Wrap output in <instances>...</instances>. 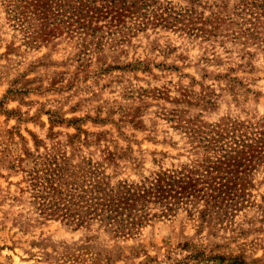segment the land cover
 <instances>
[{"label":"rangeland","instance_id":"374dc122","mask_svg":"<svg viewBox=\"0 0 264 264\" xmlns=\"http://www.w3.org/2000/svg\"><path fill=\"white\" fill-rule=\"evenodd\" d=\"M66 1L86 9L0 0V264H264V151L250 169L219 163L229 191L200 173L219 156L211 138L264 131V40L232 36L236 0H207L221 19L209 39L152 25L120 39L106 9L76 23ZM184 168L210 178L206 194L172 211L150 201L127 231L55 207L62 172L143 188Z\"/></svg>","mask_w":264,"mask_h":264},{"label":"trees","instance_id":"16d2710c","mask_svg":"<svg viewBox=\"0 0 264 264\" xmlns=\"http://www.w3.org/2000/svg\"><path fill=\"white\" fill-rule=\"evenodd\" d=\"M186 1H188V5L174 9L173 4L168 0H86V9L83 13L82 11L76 13L77 9H72L67 1L64 5L71 9L72 14L76 15L74 20L76 23L84 20V15L91 17L94 12L106 9L105 14L111 13L116 20V34L120 39H124L134 30L140 31L150 25L178 27V29L193 35L199 34L206 39L216 36L221 19L211 9L217 7L215 1L212 5H209L207 0ZM220 1L223 3V0ZM96 3H100L101 8L95 7ZM199 5L203 12L196 8ZM205 10L210 11L207 17L204 16ZM126 17L129 18L128 22L125 20ZM223 19L228 23V27H235L231 30V34L235 38H242L246 41L259 38L264 40V0H236L230 13H227ZM258 134L261 136L248 138L244 135V137L235 136L229 139L221 135V140L226 142L221 144V140L215 138L208 140V144L211 146L207 147L218 153L219 156L215 157L214 161L210 159L209 166H206V169L201 170L200 173L202 175L209 171L217 173L219 175L217 178L220 180L218 184L220 193H223L222 189L229 191L224 183L225 177L222 175L221 164L225 165V163H221V161L230 160L232 165L227 167H238L240 165L234 164L243 159L248 161L245 164V169H250L251 161L259 156L261 150L264 151V131L261 130ZM217 142H219L218 145ZM262 156L264 157V154ZM219 163L221 164L219 165ZM193 173H199V170L184 168L179 171L165 172L148 186L135 188L125 183L111 186L102 178L96 177L94 170L62 172L55 178L53 191L57 196V201L63 203L62 205L57 204L55 207L64 209L71 218H79L81 215V221L99 219L102 222L105 220L106 223L115 222L121 226L122 230L127 231L146 221L145 208L150 201L163 206L166 211H172L179 200L182 201L183 198L190 196L194 197L191 192L197 190L205 195L204 191L200 188L195 189V186L206 184V188H211L210 178L209 180L203 179ZM161 182L162 184H160ZM59 183L64 187V190L69 187V193L64 194L63 189L57 185ZM176 183H181L182 186L179 191L171 194L170 191L173 190ZM187 184L188 186H186ZM211 199L215 200V197ZM233 199L232 197L227 198L230 201L228 206H234Z\"/></svg>","mask_w":264,"mask_h":264}]
</instances>
